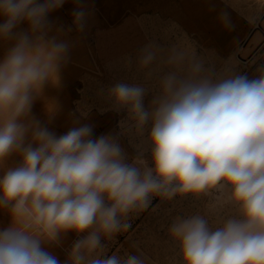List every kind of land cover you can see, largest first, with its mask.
Segmentation results:
<instances>
[{"label": "clouds", "instance_id": "1", "mask_svg": "<svg viewBox=\"0 0 264 264\" xmlns=\"http://www.w3.org/2000/svg\"><path fill=\"white\" fill-rule=\"evenodd\" d=\"M64 3L0 0V40H15L0 60V209L10 216L0 229V264H60L45 245L59 246L70 232L78 238L65 264H148L139 249L108 255L107 241L153 198L212 192L211 208L227 210L220 221L197 213L169 224L173 264H264V66L249 79L206 67L188 44L164 56L155 45L143 48L141 69L170 70L159 77L150 111L144 86L119 82L109 90L137 134L151 124L150 163L142 151L129 161L112 135L93 139L90 124L57 136L30 115L68 59V43L46 39L48 14ZM257 4L264 8V0ZM85 16L73 13L80 31ZM22 22L28 31L14 35ZM221 22L230 26L226 15ZM13 156L19 162L7 166Z\"/></svg>", "mask_w": 264, "mask_h": 264}, {"label": "rangeland", "instance_id": "2", "mask_svg": "<svg viewBox=\"0 0 264 264\" xmlns=\"http://www.w3.org/2000/svg\"><path fill=\"white\" fill-rule=\"evenodd\" d=\"M218 3L217 0H65L63 6L47 16L49 28L46 39L55 37L58 41L68 43V59L62 63L58 83L47 84L34 101L31 117L57 136L65 134L72 127L90 124L93 126V139L101 135H112L120 143L129 161L142 151L150 163L147 136L151 124L145 126L142 135L137 134L131 128L127 109L117 110L113 107L109 90L119 82L144 86L147 89L144 106L150 111L153 99L159 94L152 83L153 74L148 75L152 72V66L141 69L138 65L140 51L150 45L155 37L160 41L162 52L166 54V50L173 46L176 32L185 33L197 51L198 36L203 33L200 30H205V35L209 36L213 28L218 30L216 33L224 29L221 16L226 15V11ZM80 9L86 13L82 31L73 23V13ZM4 19L0 16V23ZM259 19L256 16L236 28L238 32L247 30L253 21L258 22ZM183 21L191 23V26ZM27 31L28 24L22 22L13 33L15 35ZM14 43V39L0 40V60ZM262 66L264 48L249 70L242 68L240 75L253 79L259 75L258 70ZM18 162V157L13 156L7 161V166H15ZM197 213L206 215L210 223L215 224L223 218L225 212L208 213L191 195L177 196L169 201L153 198L147 209L130 216L126 232L107 241V254H137L139 249L147 257L148 264H173L177 259L176 246L167 234L168 226L176 216L188 217ZM9 224L7 210L0 209V229ZM77 238L74 232H70L63 236L59 246L45 247L58 258L60 264H65Z\"/></svg>", "mask_w": 264, "mask_h": 264}, {"label": "bare ground", "instance_id": "3", "mask_svg": "<svg viewBox=\"0 0 264 264\" xmlns=\"http://www.w3.org/2000/svg\"><path fill=\"white\" fill-rule=\"evenodd\" d=\"M217 1L219 2L218 6L222 10L226 11L225 13L227 15L228 20L230 21V26L227 28L224 26V29H222L221 32L219 31L220 33H216V31L218 30L216 28H213L209 36L205 35L206 32L205 30H200L203 33L201 36L200 35L198 36L200 38L197 40V51L193 47L194 44L188 39V36L184 35L185 33L181 34V32L175 33L174 38L176 40L174 39L173 46L183 45V44L191 45L195 49L197 56L205 61L206 67H211L216 72H219L223 68L227 67L232 74H241L242 68H246L247 70H249V68L253 65V63H255V61L261 54L262 48H264V8H261L257 4V0H217ZM256 16L260 17L258 22L253 21L251 26L249 28H246L247 30H242L241 32H238L236 26H239V24L241 25L246 21H252L253 18ZM185 22L186 21H183V23ZM186 23L189 24V22ZM181 25L183 24L181 23ZM153 34L155 35V33ZM163 43L165 44V42ZM150 45H155L160 48V41L157 38L153 37ZM167 51L168 50H166V52ZM254 51L255 53L248 60L247 59L248 56ZM161 55L164 56L166 54L162 52ZM155 68L156 65L155 64L152 65L151 67V71L153 74L152 83L156 87V92L158 89L157 93L159 94V86H158L159 77L162 76L167 71H169L170 69L168 67H162L161 71L156 72L154 71ZM215 196L216 193L212 192L210 195L207 196L201 195L199 198L194 197V200L198 205L201 206L202 204L206 212L208 213L213 212V213L221 214L226 212L227 211L226 209L221 210V209L211 208V205L214 203Z\"/></svg>", "mask_w": 264, "mask_h": 264}]
</instances>
